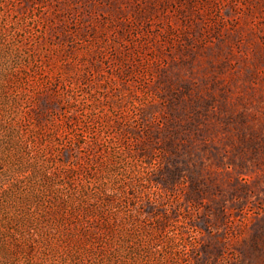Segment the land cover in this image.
Listing matches in <instances>:
<instances>
[{"label":"rangeland","instance_id":"rangeland-1","mask_svg":"<svg viewBox=\"0 0 264 264\" xmlns=\"http://www.w3.org/2000/svg\"><path fill=\"white\" fill-rule=\"evenodd\" d=\"M0 264H264V0H0Z\"/></svg>","mask_w":264,"mask_h":264}]
</instances>
